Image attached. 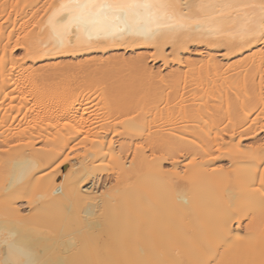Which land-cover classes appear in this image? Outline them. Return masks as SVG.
I'll use <instances>...</instances> for the list:
<instances>
[{
	"label": "bare ground",
	"instance_id": "obj_1",
	"mask_svg": "<svg viewBox=\"0 0 264 264\" xmlns=\"http://www.w3.org/2000/svg\"><path fill=\"white\" fill-rule=\"evenodd\" d=\"M162 2L0 0V261L264 264V0Z\"/></svg>",
	"mask_w": 264,
	"mask_h": 264
},
{
	"label": "snow or ice",
	"instance_id": "obj_2",
	"mask_svg": "<svg viewBox=\"0 0 264 264\" xmlns=\"http://www.w3.org/2000/svg\"><path fill=\"white\" fill-rule=\"evenodd\" d=\"M170 7L171 5L162 0H66L56 14H68L69 25L74 23L78 27L83 26L86 31L99 32L113 27L110 22L124 21L142 13L148 15L159 13L163 17H169ZM254 39L264 41V28ZM252 42L249 40V43ZM6 243L9 254L15 255L16 258L0 261V264H39L30 258L25 248L16 246L10 240H6Z\"/></svg>",
	"mask_w": 264,
	"mask_h": 264
}]
</instances>
